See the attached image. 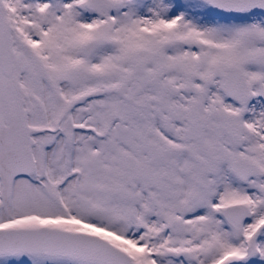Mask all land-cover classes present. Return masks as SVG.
Masks as SVG:
<instances>
[{
    "label": "snow or ice",
    "instance_id": "6c2138e0",
    "mask_svg": "<svg viewBox=\"0 0 264 264\" xmlns=\"http://www.w3.org/2000/svg\"><path fill=\"white\" fill-rule=\"evenodd\" d=\"M0 264H264V0H0Z\"/></svg>",
    "mask_w": 264,
    "mask_h": 264
}]
</instances>
